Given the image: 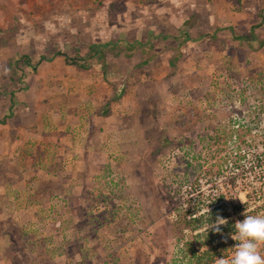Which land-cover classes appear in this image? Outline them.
I'll use <instances>...</instances> for the list:
<instances>
[{"label": "rangeland", "instance_id": "obj_1", "mask_svg": "<svg viewBox=\"0 0 264 264\" xmlns=\"http://www.w3.org/2000/svg\"><path fill=\"white\" fill-rule=\"evenodd\" d=\"M7 8L1 43L38 60L63 41L88 48L95 29L104 40H133L151 28L169 44L166 56L146 64L148 55L119 49L104 50V60L89 58L91 49L64 53L85 68L95 64L115 85L117 130L110 141L96 140L99 163L78 162L86 153L80 137L69 139L75 152L53 140L57 149L45 148L44 159L28 146L16 158L0 148V264H174L196 234L189 212L210 214L206 229L217 217L235 225L245 212L264 215V157L257 159L264 156V0H10ZM63 12L73 18L53 17ZM17 32L45 42L14 46ZM13 53L0 61V96L25 87L14 78L29 72ZM11 113L2 108L0 118ZM240 156L245 161L232 165ZM220 226L208 229L212 246L232 241L231 260L238 241L227 233L235 226Z\"/></svg>", "mask_w": 264, "mask_h": 264}, {"label": "crops", "instance_id": "obj_2", "mask_svg": "<svg viewBox=\"0 0 264 264\" xmlns=\"http://www.w3.org/2000/svg\"><path fill=\"white\" fill-rule=\"evenodd\" d=\"M9 3L10 0H0V24L5 20ZM19 17L22 19V16ZM53 17L61 19L60 21L63 22H69L73 18L69 12H63L61 15L55 14ZM14 19L16 20V15H14ZM95 31L90 34L87 33L89 34L88 38L91 39L90 43H93L91 46H87L88 48H78L76 44L74 47L71 45V41H63V44L56 46L58 53L51 58L46 57V61L42 60L44 57L38 60V57L31 55L28 49H18L17 53L16 50L13 51L11 45L5 41L3 43H1L2 40L0 41L1 62L13 59V52H15L13 53L15 55L14 63L19 62L24 56L30 59V64L26 65V71L29 72L27 79H23L22 76L14 78L15 84L25 87L9 89V93L0 96V109L12 110L10 119L4 124L0 123V148L6 151V155H10L8 157H19L22 151L26 152V149H23L27 146L31 148L32 152L36 151L37 154L40 152L43 156L45 148L47 150H50L51 147L54 150L57 149V146H54L52 142L55 139L57 143L59 140H65L63 142L65 143L63 144L64 151L75 152L77 149H75V145L69 142V139L80 137V145L86 153L84 158H79L78 162L99 163L102 159L103 154L100 151L102 146L96 140L99 137L102 139V143L110 141L113 136L112 133L117 130L114 122L120 116L116 108L119 105L118 102L111 100L114 97L116 87L107 83L109 79H104L103 71H99L95 64L90 69L81 66L79 63L74 65L69 61L74 60V58L68 57L64 53L67 51L75 52L78 49L82 50L80 53H87L92 47L89 58L104 60V50L107 48L110 50L119 49L120 51H129L130 54L134 53V55H137L138 52L145 56L148 55L144 60L146 64L156 53H160V57L163 54L166 56L168 51L164 47L169 43H167L166 35L152 33L150 32L152 31L151 28L149 31L148 29L141 30L142 37L140 38L138 37L140 32H137L138 34L133 40L119 38L120 32L117 31L120 30L118 29L115 32V37L118 36L119 40H113V37L110 40H104L103 32ZM110 32L113 34L112 30ZM70 33L71 37L78 35L77 30ZM51 36L55 43H59L57 39L55 40L57 38L55 33ZM30 37L31 42H25L23 41V34L17 32L12 43L14 46L15 44L26 46V44L33 42L36 44L45 42V39L40 35L35 36L33 33ZM188 41L194 42L195 40L189 39ZM123 43L124 46H121ZM50 46L52 50L55 49L53 45L50 44ZM34 48L37 54L44 51V49H40V46ZM36 60L38 66H35ZM25 81L27 84H23ZM74 98L76 99L74 100ZM108 101L111 104L110 108L102 110V106L106 105ZM121 116H125V114H121ZM81 137H85V139L83 140ZM49 143L53 145H49ZM73 156L72 162L75 159V155ZM8 157L4 156L1 159ZM42 158L44 159L45 156ZM9 161H11L10 158L6 160L10 164ZM34 161L31 158V163L34 164Z\"/></svg>", "mask_w": 264, "mask_h": 264}, {"label": "trees", "instance_id": "obj_3", "mask_svg": "<svg viewBox=\"0 0 264 264\" xmlns=\"http://www.w3.org/2000/svg\"><path fill=\"white\" fill-rule=\"evenodd\" d=\"M242 40H248L250 39V36H242L241 38ZM93 48L91 47V50ZM22 59H24V62L26 65L30 64V59L27 58L26 56L22 57ZM43 61H46L45 58L42 59ZM70 63L74 64V65H78V61L76 60H69ZM9 64H11L9 62ZM10 82L7 83V85H9ZM6 85V84H5ZM6 85V86H7ZM8 87V86H7ZM6 90V89H5ZM8 90V88H7ZM263 90V87H261V89H259V91H257L256 93H261ZM8 93L7 92H4ZM258 115L259 116H264V102L262 104V106H258ZM10 117V116H9ZM8 119V118H7ZM0 122L4 123L6 122V120H2L0 118ZM239 129V128H238ZM251 128L250 126H248L246 128V133H250L251 132ZM263 154H258L257 155V159L259 162H263ZM246 156L244 157L243 160V156H240V161L232 158L231 164L234 166H238L242 160L245 161ZM230 163V162H228ZM235 169V168H234ZM236 170H238L236 168ZM233 184H235L236 180H235V176H233ZM261 193V192H260ZM260 193L256 192V195H260ZM262 195V194H261ZM251 194H248L247 198L250 199ZM195 211H191L188 214V217H191L188 220V224L192 225L191 229L193 231V233H196L192 236L191 240H187L181 249V253L180 256L175 258L173 260L174 264H216V261L218 258H224V259H228L230 258V256L228 255L230 253L229 251V247L233 248V242H226L223 244H220L218 246H212V238H210V234L212 231H209L208 229H206V227L208 226L207 224L210 223L209 217L210 214L206 215V214H201V212H197L194 213ZM208 216V217H207ZM208 218V220H207ZM227 226H233L234 227V223L233 222H227L226 224ZM203 229H205L203 231ZM220 232L224 230V227L220 226ZM235 228H231L228 233H227V239H229V237H231L232 235L235 234ZM198 232V233H197ZM228 241V240H227Z\"/></svg>", "mask_w": 264, "mask_h": 264}, {"label": "clouds", "instance_id": "obj_4", "mask_svg": "<svg viewBox=\"0 0 264 264\" xmlns=\"http://www.w3.org/2000/svg\"><path fill=\"white\" fill-rule=\"evenodd\" d=\"M244 216L243 221L234 225L236 231L232 239L238 241L234 256L231 260L218 258L216 264H264V256L260 252V246L264 244V215L253 216L245 212ZM225 224V219L217 217L216 223L209 228L220 232V225Z\"/></svg>", "mask_w": 264, "mask_h": 264}]
</instances>
